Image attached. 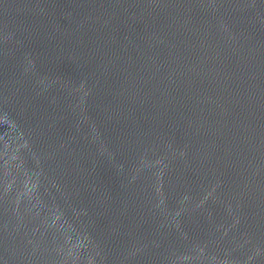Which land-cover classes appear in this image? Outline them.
<instances>
[{
    "label": "water",
    "instance_id": "obj_1",
    "mask_svg": "<svg viewBox=\"0 0 264 264\" xmlns=\"http://www.w3.org/2000/svg\"><path fill=\"white\" fill-rule=\"evenodd\" d=\"M0 264H264V0H0Z\"/></svg>",
    "mask_w": 264,
    "mask_h": 264
}]
</instances>
